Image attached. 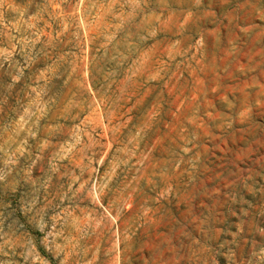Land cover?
Listing matches in <instances>:
<instances>
[{
    "label": "rangeland",
    "instance_id": "rangeland-1",
    "mask_svg": "<svg viewBox=\"0 0 264 264\" xmlns=\"http://www.w3.org/2000/svg\"><path fill=\"white\" fill-rule=\"evenodd\" d=\"M0 264H264V0H0Z\"/></svg>",
    "mask_w": 264,
    "mask_h": 264
}]
</instances>
